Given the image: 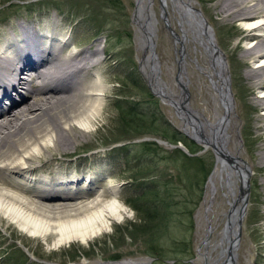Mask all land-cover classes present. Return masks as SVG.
<instances>
[{"label": "bare ground", "instance_id": "6f19581e", "mask_svg": "<svg viewBox=\"0 0 264 264\" xmlns=\"http://www.w3.org/2000/svg\"><path fill=\"white\" fill-rule=\"evenodd\" d=\"M136 1L134 23L144 53L141 71L180 127L203 144L201 130L211 143L205 146H215L216 164L198 214L205 230L193 262L260 261L264 247V210L260 209L264 206V0L214 3L221 22L237 21L244 31L240 57L250 62L245 76L257 93L251 107L255 114L247 118L252 143L247 149L241 137V111L225 84L228 59L200 1ZM19 18L7 20L8 29L0 32V222L18 228L19 237L30 236L48 245L89 244L107 233L113 222L132 213L120 199L119 185L86 189L87 180L95 177L89 167L63 169L53 164L77 151L78 139L92 131L102 111L106 84L98 70L92 72L102 61V51L96 47L66 53L70 39L63 35L56 17L30 22ZM162 23L168 26L177 53L178 80L173 84L162 79L160 67L155 66L157 57L149 48L155 46ZM190 75L202 79L197 91L199 109L186 103ZM183 104L193 115L187 114ZM72 179L80 184L74 187ZM252 180L258 197L250 207ZM220 194L226 201L223 211L217 203ZM250 210L256 216L248 224ZM144 263L134 258L117 264ZM80 264L112 263L85 259Z\"/></svg>", "mask_w": 264, "mask_h": 264}, {"label": "rangeland", "instance_id": "374dc122", "mask_svg": "<svg viewBox=\"0 0 264 264\" xmlns=\"http://www.w3.org/2000/svg\"><path fill=\"white\" fill-rule=\"evenodd\" d=\"M199 1L215 30L219 46L224 50L228 59L231 89L238 110L241 111V137L244 147L247 149L252 144L247 118L255 114L251 107L252 98L257 93L255 88L250 86V80L245 76L250 62L248 59L240 57L245 45L241 38L244 31L237 21L224 23L219 20L214 9L216 0ZM136 3V0H0V32L8 29L4 24L7 20L13 21L17 16L27 22L51 20L56 17L63 25V35L70 39L66 53L85 49L92 50L96 47L101 49L102 54L99 56L102 61L92 72L98 70L106 84L102 111L92 126V131L86 137L78 139L77 151L63 156L62 163L53 165L63 169L89 167L95 177L90 181L87 180L86 189L92 185L98 189L111 183L119 185L120 199L132 213L125 220L113 222L107 233L95 237L89 244L71 242L61 246L48 245L30 236L19 237L18 228L7 227L6 223L0 222V264H80L85 259L90 262L102 260L105 263L117 264L119 261L134 258L143 259L144 264H156V257L150 250L151 245L156 242L155 239H159L157 233L152 228L145 230V225L142 224L138 212L133 207L134 199L144 189L150 187L154 180L157 183L155 189L159 193L155 199V206L170 212L169 215L171 214L179 225L180 222L184 225L183 232L178 235H174L175 230H173L177 227L168 228L170 230L165 233L162 239L163 243L158 241V244H162L166 248L171 246L173 237H188L193 241L194 253V257L191 259H181L184 252L179 253V258H169L176 254L171 249L168 252L169 256L160 262L162 264H194L191 260L197 256L196 248L205 230L203 223L198 221V214L204 201L207 181L216 164V156L211 148L204 150L202 145L185 133L173 111L163 104L158 95L153 93L146 81L147 77L141 71L140 61L144 53L134 23ZM155 41L162 79L173 84L177 81L175 79L178 71L177 53L167 25L162 23L158 26ZM201 80L197 76L190 75L188 101L195 109H199L197 91L202 83ZM204 91L208 94L206 89ZM130 108H133L136 113L145 114L149 119L148 122L146 124L143 121L130 122V117L126 113ZM121 109L125 111V115L121 113ZM153 120L158 123L151 125L153 122L149 121ZM245 122L244 127L243 123ZM166 123L183 134L197 148L194 152L196 156L214 161V167L204 186L202 200L194 211L192 232L186 231V226H188L186 218H176V215L171 212L173 208L170 204L173 202L178 201L181 203L180 207H183L192 201L183 182V173L179 172L175 160L163 158L166 153V156L170 154L175 147L157 142L162 150H157L153 156L147 154L144 149L140 150L135 147L131 154L133 150L124 148L125 143L155 141L154 139L175 144L161 135H137L142 131L141 127L144 125L151 127L147 130H152L154 127L158 131H162L165 127L170 128ZM160 133L162 134V132ZM126 138L130 139L126 141ZM184 146L188 149L185 144ZM188 151L190 153L189 149ZM134 155L137 156V159L134 158ZM57 157L60 158V155L58 154ZM138 161H140L139 164H137ZM50 171L53 172V170ZM134 173L141 178V181L133 180ZM74 182L76 181L73 180L72 184L75 187L78 183L74 184ZM250 185V207H253L257 203L258 189L255 180H252ZM74 187L67 186V188ZM217 203L219 210L227 209L226 201L221 198V194L217 198ZM260 209L264 210V206L261 205ZM175 213L177 214V210ZM255 216L256 213L250 210L246 223L251 224ZM218 222V229H221L222 221ZM262 230L264 231L263 228ZM242 249L243 243L240 246V254ZM259 253L260 261L254 260L250 264H264V247Z\"/></svg>", "mask_w": 264, "mask_h": 264}, {"label": "trees", "instance_id": "16d2710c", "mask_svg": "<svg viewBox=\"0 0 264 264\" xmlns=\"http://www.w3.org/2000/svg\"><path fill=\"white\" fill-rule=\"evenodd\" d=\"M121 113L123 115L127 113L128 117H130V120H129L130 122L135 123L137 121V123H139V121H143L144 124H146L149 120L145 114L142 115L140 113H136L133 108L128 109L126 113L125 111H123V109H121ZM149 122H153L151 125L153 124L155 125L158 123V121L156 120L149 121ZM166 125L169 126L170 128L165 127L162 129V131H158L154 127H152V130L151 129L147 130L148 128H151V127H147V125H144L143 127H141L142 131L137 135H144V134L161 135L175 144H178L179 142L184 143L190 150V153L192 155L176 147L167 156H166L167 154L166 153L164 155L165 157L163 158H170L171 160L172 159L175 160V163L179 169V172L183 173V179H184L183 182L186 188L188 189V192H189L188 195L191 196L192 201H189L183 207H180L181 203L178 201L173 202L172 204L168 202V204H170V206L173 208L171 212L172 214L176 215V218H180V217L186 218L187 220L186 222L188 225L186 226L187 227L186 231L192 232L194 228V220H193L194 211L199 206L202 200L204 186L208 179V176L210 175L214 167V161L209 160L205 157L196 156L194 152H196L197 148L194 147V145H192V143L189 142L187 138L183 134H181L179 131H177L176 129L168 125L167 123ZM160 132H162V134ZM128 139L130 138H126L125 140L128 141ZM124 145H125L124 148H126V150H133L131 151V154H133L135 147L139 148L140 150L142 149L146 150L147 154H150L151 156H153V153L154 152L156 153L157 150L158 151L162 150L160 146L158 145V143L153 140L144 141L140 143L129 142L127 144L125 143ZM134 158L137 159V156L134 155ZM139 162L140 161H138L137 164H139ZM132 176L135 182L141 181V178L138 177L135 173ZM156 186H157L156 181L155 180L152 181L150 184V187H147L146 189H144V191L142 193H139L137 198L134 199L135 202L137 203L135 202L133 203L134 209L139 214L140 221L142 222L143 225H145L144 226L145 230L147 228L154 229L157 233V237L159 238L158 240L155 239L156 242L151 245L150 252L154 255V257H156L155 259L157 260L156 264H162L160 261H162L163 259H166L169 256L168 252L171 249L173 250L172 252L176 254L173 257H169V258H174V257L179 258L178 257L180 256L179 253L184 252L183 256L180 258L181 259H191L194 257L193 241L188 237H181V238L173 237L171 240V246L166 247V248L162 244L161 245L158 244V241L163 243L162 239L165 233L167 232V230H170L172 227H177V228H174L173 230H175L174 235L175 234L178 235L179 233L183 232L184 225H182L180 221H179L180 222V225H179L177 223V220H174L171 214L169 215L170 212L168 213L166 210L163 211L161 208L155 206L156 205L155 199H157V196L159 194L158 191L155 189ZM191 203L193 204L192 207H191ZM178 208H180L181 210H179ZM176 210H177V214L175 213Z\"/></svg>", "mask_w": 264, "mask_h": 264}, {"label": "water", "instance_id": "95a60500", "mask_svg": "<svg viewBox=\"0 0 264 264\" xmlns=\"http://www.w3.org/2000/svg\"><path fill=\"white\" fill-rule=\"evenodd\" d=\"M168 27V26H167ZM149 48L150 49H152V53H153V55H154V57L156 58L157 57V61H156V67H159V61H158V56H156L155 55V53H156V51H155V46L154 45H152V44H150L149 45ZM157 54V53H156ZM158 63V64H157ZM157 69V68H156ZM160 71V70H159ZM176 79H177V76H176ZM178 80V79H177ZM146 81L148 82V84L150 85V87L152 88V86H151V84H150V81L146 78ZM225 84H226V87H227V89H228V91H230V90H232L231 89V82H230V75H229V79L227 78L226 79V82H225ZM228 85V86H227ZM152 91H153V93L155 94V95H158L156 92H154V90H153V88H152ZM188 98H189V96H187L186 97V103H189V101H188ZM229 100V99H228ZM183 106V109H186L185 108V104H183L182 105ZM187 110V114L189 115V112H190V110L189 109H186ZM191 113V112H190ZM192 114V113H191ZM193 115V114H192ZM195 119H196V121L198 120V117H195ZM199 121V120H198ZM198 123V126L199 127H201V123L200 122H197ZM186 133V132H185ZM187 134V133H186ZM188 135V134H187ZM199 135H200V137H202L203 138V144H201V143H199L197 140V142L200 144V145H202L203 147H204V150H206V149H208L206 146H205V143L206 144H208V145H210L211 143H210V141H209V139L203 134V132L200 130L199 131ZM194 139V138H193ZM156 142H158V143H160V144H165V145H170L171 147H179V148H181L182 150H184L185 152H187V153H189V151H188V149L184 146V144L183 143H178L177 145L176 144H170L169 142H167V141H163V140H157V139H154ZM195 140V139H194ZM214 145L212 144V147H211V149L213 150V152H214V154H215V150H214ZM190 154V153H189ZM216 155V154H215ZM191 262H193V260H191Z\"/></svg>", "mask_w": 264, "mask_h": 264}]
</instances>
